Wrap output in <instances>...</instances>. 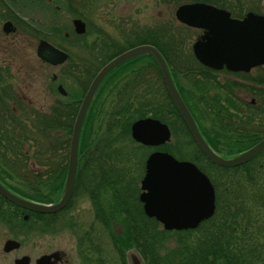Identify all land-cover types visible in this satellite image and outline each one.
I'll use <instances>...</instances> for the list:
<instances>
[{
    "label": "trees",
    "instance_id": "16d2710c",
    "mask_svg": "<svg viewBox=\"0 0 264 264\" xmlns=\"http://www.w3.org/2000/svg\"><path fill=\"white\" fill-rule=\"evenodd\" d=\"M187 1H208L218 6L226 7L233 10L236 8L243 7L242 0H166V2H172L176 6ZM249 2H250L249 6L247 8L258 9L259 5L258 3H256V1L249 0ZM65 8H67L66 10H70L71 6L66 7L65 5ZM71 12L72 11L70 10L69 14H73V12L72 13ZM57 29L60 32L62 31L60 27H57ZM186 38L187 37H185L184 31L179 30L178 32H176L175 29L170 28L168 30H164L162 29V27H160L153 29V37L150 40L146 39V41L158 46L159 49L162 51V53L165 55V57L168 59V61L171 63V65L175 66L173 67L174 75L177 76L179 71L186 73L187 76L189 74L198 76V75H202V73H207L205 74V76L202 75L203 77H201L202 80L200 81L201 84L204 85L203 88L205 89V91L211 93L210 89H213L212 83L216 81V79L212 77L211 74H209V72L211 71L210 68L202 66L200 63H198L195 60L194 55L191 52V48L187 50V53L182 51V48L185 47L186 45V42L185 41L183 42L182 40ZM99 47L105 52H111L114 53L115 55L127 48L122 46L121 44L118 46L105 45ZM90 50H92V48ZM98 56H101L104 59L105 53H101ZM180 56L193 57L194 60L191 61L192 63L175 62L174 58ZM107 60L108 58L106 59V61ZM106 61H102V59H98L95 62H92V60L80 61V62L73 61L72 71L74 72L76 78L78 77L81 78L83 67H85V69L87 68V71L89 72V81H91L96 71L101 66H103L106 63ZM138 61L140 60L136 59L134 61L127 63V65H132L134 62H138ZM181 64L184 65L187 64V65L182 66ZM193 65H197L198 68H196V66ZM126 69L128 71L129 70L133 71L126 67L116 70L115 73L126 71ZM251 80L254 82L246 85L234 80H232L231 83L229 82L224 83L226 81L224 82L220 81L218 86H219V90L222 91V93L224 94V97H221L219 94L217 95L216 92L211 93L209 95L205 92V97H203V98L207 97L205 99L206 102L205 107L204 105L200 107L201 99H199L200 101L195 99L193 103L189 101L188 97L185 95V92L190 90L189 93H192V89L183 90L184 98L187 104L189 105V107L191 108V110L193 111V113L196 115L202 130L204 131L205 135L208 137V140L218 150L220 149L219 148L220 146H218V140L222 137L221 135H225L223 133H226L229 130H227L223 124L215 123L213 121V117L211 116L210 112L212 111L213 115H217L218 118L229 117L232 114V111L229 109V106L231 105L236 106V103H239L237 101L238 99L237 100L235 99L236 98L235 90L237 88L241 89L246 87H258L259 84L264 85V72H261L260 74H258V76L251 78ZM82 94L80 96H82ZM100 96H101V92L98 94L97 98H99ZM169 103L170 106H169L168 122L171 123L172 126L173 125L175 126L180 122L185 131V134H187V136H189L191 141L194 142L190 132L188 131V128L185 126L180 115L178 114L177 110L172 104L170 98H169ZM149 104H150L149 101L145 103V106H142L141 103L140 106L135 109L136 111H132L131 109L127 111L126 110L122 111V113L125 114H132L128 118H124L122 121H120V124H122L121 127H124L129 135H131L130 125L136 119L135 117L148 115V111L144 107H147ZM205 108H209L211 111L209 112ZM24 112L25 115L23 114L22 116L14 113V116L9 117L8 122H6V120L2 117L3 112H0V159L2 161L0 162V178L6 180L11 187H13L19 194L25 197L41 202H50L58 198L62 191L63 182L65 180L66 171H67V162H68L67 144H64L65 146L61 144L62 147H60L58 141L59 136L57 137V141H56L55 137L50 136V132L52 133L53 130L61 129L60 123H62L65 126L66 137L64 136V139H69L72 131V123L77 113V107L75 106L70 111H67L65 113H63V110L60 111L59 109V112L56 116V123L54 122V117L50 113H43L37 115V117H35L30 123L28 122L29 115L27 111ZM152 114L154 117L162 119L161 106L159 107V109H153ZM202 118L207 120L210 119L212 122H214V124L209 127L207 126L203 127L204 123L202 122ZM89 127H90V116L86 123V128L83 134L82 150H81L82 157H81L78 182H77L74 198L84 191L83 186H85V180L87 176H90L92 179L96 180L97 184H91V186H94V185H100V183L103 180L116 178L115 174L119 175V172H116L118 165L115 164L114 161L111 162L114 163V165L112 166L108 165L109 161L111 160H108L107 156L105 155L106 153H109L115 156V154L118 152L117 149L107 148V150H103L102 148L99 147L89 148L90 145L88 141ZM221 130H223V133H220ZM235 130L237 131L239 138L235 142V148H238V151H241L253 145L262 137L261 131H253L252 133H249V135H246L242 128L236 127ZM47 131L49 132V135L47 134ZM33 147L34 149L32 151ZM8 152H9V158L7 155ZM90 153H92L91 156L89 155ZM229 153H234V151H232L231 149L229 150ZM127 156L128 155L125 154V157ZM202 156L206 158L203 154ZM87 157L88 159L90 158L91 160L90 163H86ZM263 157L264 154L261 155V157L254 159L252 162L256 163L258 160L260 162V158ZM31 161H34L35 165L41 166L42 169L39 172H35L33 168H30ZM252 162L247 163V165L241 167H235V168H222L217 165H214V167L216 168L229 172L238 171L242 168L245 169L242 171L243 177L244 175H246L247 178V180L245 181V185H243L245 191L241 190L242 198L238 196L242 202L239 203V209L237 211H239L240 209H245V211L247 212L248 209V211L250 212L248 213L250 217L248 218L247 226H253L255 221L264 222V219H262V214H264V212L258 215L254 207L259 205V206H263L264 208V193L263 192L261 193V191H264V181L263 178L257 180L254 177V175H251L252 181L250 182L248 181V179H250L248 173L252 169H255V167H250V168L248 167ZM209 163L211 162L209 161ZM211 164L213 165V163ZM5 166L9 169V171L8 170L5 171L6 170L4 168ZM259 167L260 170H262L264 173L263 162L259 163ZM110 169H114V172L116 173H113ZM98 179H100L101 181H99ZM237 181H239L242 184L241 180H237ZM130 185H131L130 182L127 181H121V182H117L116 180L114 182L111 181L110 197H112L111 199L115 202L116 205L115 210L117 212H119L118 207L121 209L120 213L122 212L123 209V207L118 205L119 201H123V200L131 201L133 199V194H131L129 189ZM105 186L108 187V185L106 184ZM92 191H96V190L92 189ZM223 192L225 193V191ZM109 193L110 192L108 191L106 192V194H108V197H109ZM217 197H218L217 209L221 208L222 210L220 213L223 214L219 215V210L216 212V215L214 217H219V219L216 225H214L213 223V226L210 229H208L207 232L204 233L202 238L199 239L198 248L196 249L192 248L190 250H187V253H184L182 252L181 248L176 247V248H171L167 252V254L162 255L160 251L163 249V238L165 231L159 230L158 228L159 224L154 219H150L146 217L144 213H142V215L144 216V218H146V220L134 224L131 222L124 223L125 231L122 234H120L119 236L120 239L118 240L121 243L123 242V245L125 246V248H122L120 251L121 255L122 256L125 255L124 249L136 246L138 247V249H141L143 255L147 260L148 257L150 256L151 264H264V253L257 252L258 251L257 243L262 242L264 238V225L261 227L260 230L258 229L257 231V232H261V236L259 238H258L259 233H257L256 236H252V240L254 241V244L250 247L247 246L246 244H244L245 245L244 246L243 243L237 241L239 239V235H237L236 228L234 227L237 224L236 217L238 212L236 213L231 212L230 206L232 203L230 198L227 197V195H224V197L222 196L223 197L222 199L218 193ZM249 199L251 200L253 205L248 204ZM0 201H2L4 204L6 203L9 206L14 207L15 209L22 210L23 212L28 213L30 218L36 221V224L40 222V224H42L41 225L42 227H44L45 225L51 226V224H48L47 221V218H49V216L51 215L25 210L7 201L1 195H0ZM233 204L236 205V203L234 202ZM70 205L71 204H69L64 211H66L70 207ZM247 205L251 207H248L246 209ZM100 206L101 209L104 210L102 214L106 216L113 215L110 213V210H108V208L107 211H105L106 205L102 201L100 202ZM249 208L256 214L250 211ZM12 212L13 211L10 210V208L6 209L4 207V210L0 211V217L7 219ZM221 217H223V220L221 219ZM232 217L234 219H232ZM111 225H112L111 223L106 224L108 228H110ZM150 227H152L153 234L152 237L148 238L147 235L149 234Z\"/></svg>",
    "mask_w": 264,
    "mask_h": 264
},
{
    "label": "flooded vegetation",
    "instance_id": "af4514ba",
    "mask_svg": "<svg viewBox=\"0 0 264 264\" xmlns=\"http://www.w3.org/2000/svg\"><path fill=\"white\" fill-rule=\"evenodd\" d=\"M62 1L66 3V7L71 6L70 10L73 12V14L82 16V19L86 22L88 33L91 32V34L95 38L99 36L100 39L96 42L98 46H118L121 44L122 46L129 48L132 46L149 43L148 41H146V39L150 40L153 37L152 26L137 28L135 27V25H133L129 29H118L120 28L119 26L113 25L114 30L111 28V26H106L109 27V29H106L99 25L96 26L95 24L98 23L94 21V18H97L96 15L98 14L97 10L99 8V5L104 3L105 0H0V19H2L3 21L2 32L3 36L6 38L0 41V112H3L2 117L6 120V122H8L10 116H14V113L20 116H22L23 114L25 115L24 111H26V109L19 108V102L29 103L32 106L35 105V99L30 93V85L28 84L26 75H28V77L30 78L39 79L42 75V67L45 70L50 69V71H52V74L50 76L51 85L48 87V91L52 92L51 94H53L52 96L54 97V104L51 106V112L44 113L52 114V116L54 117V121L56 120L57 116V103L66 102L67 104H72L74 102L73 100H76L78 97H80L83 92L85 93L84 90L86 88L88 89L91 83V81H89V72L87 71V68L85 69V67H83L81 78H76L74 72L72 71L73 61L79 62L80 57H74L73 51L70 49L79 48V44H81H77L76 40L81 34H78L75 31L73 23V28L71 30L61 31L70 36V39L66 41L67 43L61 44L57 39V34L60 32L57 29L59 19H56V17L54 16L62 12L64 13V15H69L70 11L66 10L67 8H65V5ZM251 10L257 13H264L263 10L260 9H236L235 11H231V16L241 19L244 18L247 12ZM233 12H235L234 15ZM3 13H6V16H9V18L6 19ZM23 14H31V18L27 21H18L16 19V16ZM42 14H45L50 18L54 17V20L51 19L49 21V28H45L39 18L33 17ZM8 22L9 24L5 26V24ZM61 23L62 22H60V24ZM165 27L166 26H163L162 29L168 30ZM10 37L11 40H9ZM43 41H47L61 48L68 54L69 64L67 65L66 69H64L65 63L61 65H53L43 61L39 57L38 47ZM63 48L68 49L65 50ZM3 53L5 56H3ZM89 60V56H86L84 59V61ZM139 60L140 61H138L134 66L127 65L126 63L119 67L132 68L133 71L117 73L114 72L104 81L93 101L89 112V148L99 147L103 150L112 148L117 149L118 151L115 156L109 153H106L105 155L107 156L108 160H111L109 161L108 165H114V163H111L112 161H114L115 164L118 165L116 172H119V175L115 174L116 178L103 180L100 185L94 186H91V184H97L96 180L92 179L90 176H87L85 180V186H83L84 191L82 192L81 197L87 203V208L89 207L90 209L91 221L97 224L105 225L109 221V223L131 222L134 224L146 220V218H144V216L142 215V213L145 214L144 203L140 200V194L142 191L141 182L146 174V161L149 156L156 151L172 153L174 156L178 155L177 153H173L172 149H170V143L172 141L171 137L166 140V142L158 146H147L135 141L136 148L129 145V150H124V148H126L125 144L127 143V141L129 143L131 142L132 133L130 136L127 130L124 127H121L122 124H120V121H122L124 118H128L132 114H125L122 113V111H127L130 109L132 111H136L135 109L139 107L141 103L142 106H145V103L149 101L150 104L147 107H144L148 111V115L135 117L136 119L134 121L140 118L151 117L156 118L167 125L170 124L168 122L170 106L169 94L164 85L161 73L159 72V68L151 57H142L139 58ZM30 64L33 65L32 68H34V70L30 68ZM173 67L175 66L173 65ZM54 68H62L63 70L61 69V72L56 73L53 72ZM222 70L227 72L228 76L235 75L233 72L228 71L226 68H223ZM179 73L182 74H180L182 78H184V76H187L186 73L182 71H179ZM19 75L21 77H19ZM63 79L66 83L71 84L70 87H68V85L62 81ZM175 79L179 84L176 75ZM79 81L83 86L79 85ZM226 82L231 83L232 79H227ZM213 83L219 85L218 82L214 81ZM60 86L63 87V90H60ZM34 88L35 86H33V89ZM179 88L182 93L184 92L183 90L186 89L184 85H179ZM100 92L101 96L97 98ZM105 94L106 96L104 100ZM239 100L240 102L236 103V106H229V109L232 111L229 119H231V117H235L236 119L235 121L233 120V122L237 124L238 128H242L246 135L252 133L253 130L261 131V138H263L264 85L259 84L258 87L243 88ZM160 106L162 108V119L154 117L152 114L153 109H159ZM248 108L252 109L245 111ZM238 109L243 112L242 116L238 114ZM99 111L102 114H105V116L101 118L100 121L96 119V115ZM89 116L87 118H89ZM97 122H100V126L98 128ZM233 122L232 124H234ZM132 123L130 125V131ZM170 127L171 126L169 125V128ZM249 127H251L252 130ZM93 128L95 129L96 133ZM55 140L57 141V137H55ZM150 148H153V150L150 151ZM123 153H128L126 154L128 156L125 157V154L123 155ZM89 155L91 156L92 153H90ZM90 162V158L88 159L87 157L86 163ZM126 163L128 164V166ZM110 170L113 173H116L114 172V169ZM133 175H135V178L133 177ZM98 180L101 181L100 179ZM115 180L117 182H130L131 185L129 186V189L131 194H133V199L131 201H119L118 205L123 207L121 213V209L118 207V211L121 216L113 218V215L106 216L104 214H101L102 212H104V210L101 209L100 202L102 201L105 204V197L107 195L106 192H110L109 196L111 195V181L114 182ZM4 181L7 182L6 180ZM105 184L108 185V187L105 186ZM92 189H95L96 191H92ZM111 208L116 209L115 202ZM90 228L91 226L89 227V230L85 231L81 236V240L79 241L80 244H84V242H86V239L88 240L87 242L90 243L97 241V236L92 232V228ZM152 234V227H150L147 237H152ZM118 243L116 244V251H118L120 256L122 257L118 247ZM86 245L90 252H94L93 249L95 247H90L87 243ZM134 249L137 250L138 247L134 246ZM139 250L141 251V249ZM73 252L77 253V257L81 259L78 252V246L74 249ZM125 255H129V251H126ZM77 257L74 256L75 261ZM124 258L126 263V256L122 257V261L124 263ZM54 261L57 264H73L72 256L67 254L66 252L60 253L59 256L54 259ZM148 261L151 264L150 256L148 257ZM89 262L92 263V260H90Z\"/></svg>",
    "mask_w": 264,
    "mask_h": 264
},
{
    "label": "water",
    "instance_id": "95a60500",
    "mask_svg": "<svg viewBox=\"0 0 264 264\" xmlns=\"http://www.w3.org/2000/svg\"><path fill=\"white\" fill-rule=\"evenodd\" d=\"M176 16L187 25L205 30L193 45L195 55L203 64L216 69L226 66L233 71H250L264 64V15L250 12L243 20H239L231 18L226 9L213 4L192 2L181 4L176 10ZM74 23L77 32L86 31V24L82 19H75ZM38 54L43 60L53 64L62 63L67 58L65 52L47 42L39 46ZM145 54L155 58L177 110L210 161L223 167H235L249 162L264 150L263 138L234 156L217 153L202 134L176 86L162 52L152 44H143L130 48L109 61L92 80L73 126L67 176L61 196L52 203L39 202L16 194L1 181L0 194L12 203L37 213L53 214L64 209L75 191L83 125L99 87L118 66ZM59 88L63 90L62 86ZM132 130L133 137L147 145L162 144L171 136L168 125L153 118L136 121ZM142 188L144 191L141 200L145 202L146 212L157 217L166 229L195 228L201 221L210 218L216 209L215 187L208 175L195 163L178 160L168 152L158 151L149 156ZM19 247L20 242L13 239L5 244L6 251ZM57 256L58 252L44 254L32 262L31 256L24 255L16 258L12 264H56L52 258ZM129 256L130 264H145L139 253L131 251Z\"/></svg>",
    "mask_w": 264,
    "mask_h": 264
},
{
    "label": "rangeland",
    "instance_id": "374dc122",
    "mask_svg": "<svg viewBox=\"0 0 264 264\" xmlns=\"http://www.w3.org/2000/svg\"><path fill=\"white\" fill-rule=\"evenodd\" d=\"M254 1L258 3L259 5L258 9L263 10L264 12V0H254ZM62 2L64 3V1ZM249 3H250L249 0L244 1L246 8L249 6ZM75 4H78V3H75ZM64 5H66V3ZM176 8L177 6L174 3L166 2V0L165 1L164 0H105L104 3L99 5V8L97 10L98 14L96 15L98 19L94 18V21L98 23V24H95L96 26L99 25L106 29H109V27H106V26H111L113 30H114L113 25L119 26L120 28L118 29H129L133 25H135V27L137 28L145 27V26H149V27L152 26L153 29H155V27H161L162 25H164L166 26L165 28L175 29L176 32H178L179 30L184 31L185 37L187 38L182 40L183 42L184 41L186 42V45L185 47L182 48V51L187 53V50L190 47L192 48L193 43L196 41V39L199 37V34L202 31L200 29L189 27L188 25H185L184 23L179 22L175 15ZM33 17L39 18L42 25L45 28H49L48 26L50 25L49 21L51 19L54 20V17H56V19L58 18L60 22L62 21L70 22L68 23L69 27L72 25L71 21H68L69 17H67V15H64L63 12L52 18H50L49 16L45 14L37 15ZM2 24H3V21L2 19H0V41L3 39H6L3 36ZM58 25H60V23ZM9 40H11V37ZM3 56H5L4 53H3ZM78 56L82 57V59H85L87 54L84 53V55L81 56V52H80ZM180 61L192 63L191 60L186 58L185 56H181ZM181 65L186 66L187 64L186 65L181 64ZM64 66L67 67V63H65ZM193 66H197V65H193ZM32 67L33 65H31L30 68L34 70V68ZM61 69L62 68H56V69L54 68L53 72L59 73L61 72ZM260 70L261 69H257V68L253 69L247 75L228 76L227 72H225L224 70H221L219 72H214L212 70L209 72V74H211V76L216 79L215 82H218V83L220 81L224 82L227 79H232L234 81H238L246 85V84H251L252 82H254L251 80V78L258 76V74L261 73ZM41 71H42V75L40 76L39 79L30 78L28 77V75H26L27 76L26 79L28 81V84L30 85V90H31L30 93L35 99L34 106L36 107L35 108L36 110L34 112H32L31 110L27 112L29 115L28 122L30 123L35 117H37V115L43 114L44 112H51L50 111L51 106L54 104L53 102L54 97L52 96L53 94H51L52 92L48 91V87L51 85L50 76L52 74V71H50V69L45 70L43 67ZM205 74L207 73H202L203 76H205ZM181 75L180 73L177 75L179 85H184L186 89H192V93H189L190 90L185 92V95L188 97L189 101L193 103L195 99L197 100L201 99V101L199 100L200 107H202L203 105L205 107L206 106L205 99L207 97L206 98H203V97H205L206 91L203 88L204 85H202L200 81L202 80L201 77L203 76L202 75L196 76V75L189 74L188 76H184V78H182ZM19 77L21 76L19 75ZM62 81L66 83L64 79ZM224 83H227V82H224ZM66 84L68 85V87H70L71 85L69 83H66ZM212 84H213V89H210L211 93L216 92L217 95L219 94L221 97H224V94L222 93V91L219 90L218 84H215V83H212ZM79 85H82L81 82ZM33 86H35L34 89H33ZM242 89L237 88L235 90V95H236L235 99L236 100L238 99L237 100L238 102H240L239 99H240ZM206 93L208 95L211 94L210 92H206ZM105 96L106 94L104 95V100H105ZM205 109L209 112L211 111L209 108H205ZM250 109L252 108H248L245 111H248ZM242 113L243 112L239 110L238 114L242 116ZM210 114L213 117V121L215 123L223 124L226 127V129L229 130L226 133H223V130L220 131V133L225 134V135H221L222 137L219 139L221 142L218 140V146H220L219 148L221 149V151H223L224 153H227L229 152V150L232 149V151L234 152L236 151V153H238L237 152L238 148H235V142L236 140L239 139L238 133L235 130V127H237V124L233 122V120L235 121L236 118L235 117L234 118L231 117V119H229V117L227 118L219 117L218 118L217 115H213L212 111L210 112ZM104 116L105 114H102L99 111L98 114L96 115V119L100 121V119L103 118ZM202 122L204 123L203 127L205 126L209 127L214 124V122H212L210 119L207 120V119L202 118ZM232 122L234 124H232ZM99 126H100V122H97V128ZM172 128H173V134H172L173 137L170 143V149L176 152L179 156L184 155L185 157L183 159L196 160L200 164L202 170H204L205 173L212 179V182L216 188L217 194L219 193L222 199L224 195H227V197L230 198L231 203H232L230 206L231 212L233 213L238 212L237 217H236L237 224L234 226L236 228L237 235H239V239L237 241H240L241 243H243V245L246 244L249 247L252 246L254 244V241L252 240V236H256L257 233H259L258 238L261 236V232H257V231L258 229L259 230L261 229V227L264 225V222L260 221L261 222L260 223V222L255 221L253 226H247L248 218L250 217V215L248 214L250 212L248 211L247 208L251 207L249 205H253L250 199L248 202L249 205L246 206L247 212L245 211V209H240L239 211H237L239 209V203L242 202L240 199L242 198L241 190L245 191V188L243 185H245V181L247 180V178H246V175H244L243 177V172H242L245 169L242 168L238 171L229 172V171H223L219 168L214 167V164L212 165L211 163H209V161L206 158L202 156L196 144L191 141V139L189 138V136H187V134H185L184 129L179 123L176 124L175 126L173 125ZM249 128L252 130L251 127ZM93 130L95 131L94 128ZM47 134L49 135L48 131H47ZM50 136L52 137L59 136V139H58L59 143H60V139H64V136L66 137L65 131L63 130H53L52 133L50 132ZM127 143L125 144L126 148H124V150L126 151L129 150V145L133 146L132 142L129 143L127 141ZM33 149L34 147L32 148V151ZM151 150H153V148H150V151ZM7 155L9 158V152L7 153ZM0 162H2L1 159H0ZM250 162H252V160L247 163H250ZM260 162L264 163V157L260 158ZM260 162L258 160L256 163L252 162L248 166L249 168L255 167V169H252L248 173V175L250 176V179H248L249 182L252 181L251 175H254V177L257 180H260L263 178V181H264V173L262 170H260V167H259ZM247 163L242 164L237 167L247 165ZM4 168L6 169L5 171L7 170L9 171V169L6 166ZM30 168H33L35 172H39L42 169L41 166L35 165L34 161L30 162ZM133 177L135 178V175H133ZM237 180H241L242 184ZM223 191H225V193ZM262 192L264 193V191H261V193ZM111 198L112 197L110 196L108 197V194H107V197H105V200H106L105 211H107V208H108V210H110V213L113 214V218L120 217L121 214L117 212L115 208H111L112 205H114V202ZM233 202L236 203V205L233 204ZM72 203H73L72 207L70 208L68 212L66 213L62 212L60 216L55 218L51 226L45 225L44 227H42L41 226L42 224L40 223L36 224V221L31 219L30 217H26L28 216V214L23 212L22 210L15 209L14 207L9 206L6 203L5 204L3 203L6 209L10 208V210H12L13 212L7 219L0 217V264H12L15 258L21 257L23 255H30L34 261L40 255L44 253H50L56 249H61L67 254L71 255L73 258V264H126L125 258L123 259L124 263L122 261V257H125V255L121 257L119 252L116 251L117 240L120 238L119 237L120 234H122L125 231L124 222H116V223L113 222L111 223L112 224L111 227L108 228L106 224L105 225L97 224L91 221L90 209L89 207L87 208V203L84 201V199H82L80 194L74 199V202ZM216 203H218V197L216 199ZM254 207L258 215L264 212L263 206L257 205ZM216 210L217 211L219 210V215L223 214V213H220L222 210L221 208L216 209ZM215 215L216 213L214 214V216ZM212 218L209 219V221H204L202 225L200 226V228L196 230L186 232V233L185 232L179 233V235H175L176 232H170V233L164 234L162 253H164L165 255L171 248H176V247L181 248L182 252L184 253H187V250H190L192 248H195V249L198 248L199 239L202 238L204 233L207 232V230L213 226V223L214 225H216L219 219V217H214L213 219ZM221 219L223 220V217H221ZM232 219L234 218L232 217ZM262 219H264V214H262ZM90 226L92 228V229L90 228L92 232L95 233V235L97 236L96 237L97 241L90 243V242H87L88 240L86 239V242L84 243H87L88 246L90 247L91 246L95 247L93 249L94 252L88 253L85 251L82 254L79 253L81 257V259H79V257H77V253H74L73 251L76 248L75 245H77L79 241V237L82 236L79 234H83L85 231L89 230ZM110 229H112V231H110ZM245 233H247L248 235ZM10 238H15L19 240L21 242V246L18 249H14L10 252H6L4 250V244ZM188 242H191V243L188 244ZM257 245H258L257 252L264 253V238L262 242L257 243ZM74 256L77 257L76 261L74 260L75 259ZM90 260H92V263L89 262Z\"/></svg>",
    "mask_w": 264,
    "mask_h": 264
},
{
    "label": "bare ground",
    "instance_id": "6f19581e",
    "mask_svg": "<svg viewBox=\"0 0 264 264\" xmlns=\"http://www.w3.org/2000/svg\"><path fill=\"white\" fill-rule=\"evenodd\" d=\"M4 14V17L6 18V19H8L9 18V16H6V13H3ZM11 17V16H10ZM31 18V14H23V15H19V16H16V19L18 20V21H27V20H29ZM231 18H234V19H237L236 17H233V16H231ZM74 20H75V17H72L71 19H69L68 21H71V23H74ZM68 23H70V22H67V21H65V22H62L60 25H57V27H60L61 28V30L62 31H68V30H71L73 27H72V25L69 27V25H68ZM75 24V23H74ZM74 27H75V25H74ZM83 35V36H82ZM70 36H68V35H66L65 34V32L63 33V32H59L58 34H57V39H58V41L61 43V44H65V43H67L66 41L68 40V39H70L69 38ZM93 39V40H92ZM99 36L97 37V38H95L92 34H91V32H84V33H81V35L77 38V44L78 43H81V44H79V48H82V47H89V48H85L86 49V51L87 52H84V53H86L89 57H91L90 58V60H92V62H95L96 60H98V59H102V61H106V59L108 58V60L107 61H112L115 57H117L118 56V54H121V53H123V51L124 50H122L121 52H119L118 54H114V53H111V52H105L104 50H102L99 46H98V44L96 43L97 41H99ZM95 40V41H94ZM43 42H47V41H43ZM47 43H49V42H47ZM110 43V42H109ZM49 44H51V43H49ZM51 45H53V44H51ZM54 47H57V46H55V45H53ZM61 46V45H60ZM92 48V50H90ZM101 53H105V58L103 59V57H101V56H98L99 54H101ZM163 56L165 57V55L163 54ZM183 58V57H182ZM186 58H188V57H186ZM175 59V62H179L180 60H181V57H175L174 58ZM178 59V60H177ZM106 61V62H107ZM181 62V61H180ZM179 62V63H180ZM137 64V62H134L133 64H132V66H134V65H136ZM129 69H131V70H133L132 68H129ZM130 71V70H129ZM123 72H128V70L126 69V71H123ZM174 79V78H173ZM174 81H175V79H174ZM91 84V83H90ZM90 86V85H89ZM87 89V88H86ZM84 90L85 91V93L87 92V90ZM85 93L84 94H82V95H85ZM94 99H95V97H94ZM93 99V100H94ZM74 102L72 103V104H67L66 102H58L57 103V109H56V115L58 114V112H59V109H60V111L61 110H63V113H65V112H67V111H69L70 109H72L73 107H77V110H79L80 109V107H81V104H82V101H83V97L82 96H80V97H78L76 100H73ZM18 107L19 108H21V109H26V111H29V109L32 111V112H34L36 109H35V106L33 105H31V104H29V103H21V102H19L18 103ZM45 116H48V115H45ZM76 119H74L73 121H75ZM55 123H56V120L54 121ZM59 123V122H58ZM74 123L75 122H73L72 123V129H73V126H74ZM86 123L87 122H84V125H83V129H85L86 128ZM60 125H61V129H59V130H63V131H65V126L62 124V123H60ZM72 131H71V134H70V138L69 139H60V143H59V145H60V147H62L61 146V144L62 145H64V144H67V148H68V150L70 149V146H71V142H72ZM82 140L83 139H81V141H80V150H82ZM67 142V143H66ZM259 142V141H258ZM258 142H256V143H258ZM256 143H254L253 145H255ZM252 145V146H253ZM65 146V145H64ZM251 146V147H252ZM264 154V150L259 154V155H257V157H260L261 155H263ZM4 199H6L4 196H2ZM7 201H9L8 199H6ZM9 202H11V201H9ZM2 210H4V206H3V202L2 201H0V211H2ZM102 214V213H101ZM55 218L56 217H53V216H49V218H47V221H48V224H53V221L55 220ZM42 233V232H41ZM80 235H83V234H80ZM118 246L120 247V251H121V249L122 248H125V246L123 245V242L121 243V242H119V244H118ZM131 248L129 247V248H126V249H124V251L126 252V251H129Z\"/></svg>",
    "mask_w": 264,
    "mask_h": 264
}]
</instances>
